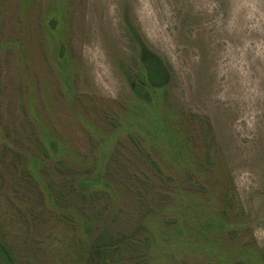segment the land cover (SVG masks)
Here are the masks:
<instances>
[{
	"label": "rangeland",
	"instance_id": "obj_1",
	"mask_svg": "<svg viewBox=\"0 0 264 264\" xmlns=\"http://www.w3.org/2000/svg\"><path fill=\"white\" fill-rule=\"evenodd\" d=\"M143 44L167 63L160 105L186 118L200 168L153 162L123 140L113 161L121 216L170 191L215 196L200 205L224 226L206 230L194 203L193 251L177 264H264V0H0V129L19 155L0 149V237L18 264L87 263L72 212L21 176L18 147L43 124L71 158L91 156L92 129L134 95ZM51 177L57 189L68 179Z\"/></svg>",
	"mask_w": 264,
	"mask_h": 264
},
{
	"label": "trees",
	"instance_id": "obj_2",
	"mask_svg": "<svg viewBox=\"0 0 264 264\" xmlns=\"http://www.w3.org/2000/svg\"><path fill=\"white\" fill-rule=\"evenodd\" d=\"M60 52H65L63 47ZM137 67L133 97L124 105V111L109 117V125L92 129L90 136L98 141L92 143V155L87 154L86 160L78 162L71 158L65 137L43 124L41 129L29 133L33 139L18 147L24 159L20 164L15 163L21 176L29 175L39 185L42 199L47 198L49 192V196L72 212L69 217L73 218L75 227L80 228L82 251L79 255L83 259L87 254L86 264H177L184 261L193 251L187 248L189 243L185 238L194 222L193 209L199 213L193 206L196 202L206 215V230L216 224L224 226L221 213L218 217L211 206L200 205L215 203V196L199 197L186 190L170 191L166 200L138 203L132 217L121 216L122 209L117 208L115 200L117 188L122 187L114 177L113 161L123 140H129L139 153L153 162L156 154L175 167L190 164V168H200V154L190 136L193 132L186 131L189 127L186 118L173 107H165L163 114L160 105L171 79L167 63L143 44ZM8 137L9 132L0 129V149L16 152L14 158H17L16 147L10 145ZM54 170L68 178L63 179L67 185L63 189L53 185L56 184L51 177ZM48 175L50 178H45ZM100 198L101 207L97 209L95 201ZM227 209L224 200L223 211ZM0 264H18L3 237H0Z\"/></svg>",
	"mask_w": 264,
	"mask_h": 264
}]
</instances>
